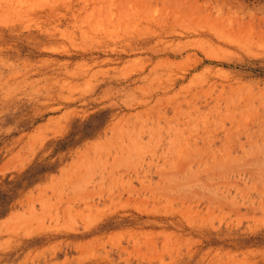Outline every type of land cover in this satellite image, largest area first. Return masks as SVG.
<instances>
[{
    "label": "rangeland",
    "instance_id": "1",
    "mask_svg": "<svg viewBox=\"0 0 264 264\" xmlns=\"http://www.w3.org/2000/svg\"><path fill=\"white\" fill-rule=\"evenodd\" d=\"M0 193V264H264V0H0Z\"/></svg>",
    "mask_w": 264,
    "mask_h": 264
},
{
    "label": "trees",
    "instance_id": "2",
    "mask_svg": "<svg viewBox=\"0 0 264 264\" xmlns=\"http://www.w3.org/2000/svg\"><path fill=\"white\" fill-rule=\"evenodd\" d=\"M15 189H12V193H14ZM12 195L8 193H0V218L4 216L11 205Z\"/></svg>",
    "mask_w": 264,
    "mask_h": 264
}]
</instances>
